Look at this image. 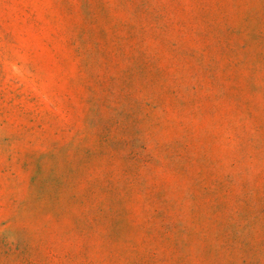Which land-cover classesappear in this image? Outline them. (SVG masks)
<instances>
[{
  "label": "rangeland",
  "instance_id": "rangeland-1",
  "mask_svg": "<svg viewBox=\"0 0 264 264\" xmlns=\"http://www.w3.org/2000/svg\"><path fill=\"white\" fill-rule=\"evenodd\" d=\"M0 264H264V0H0Z\"/></svg>",
  "mask_w": 264,
  "mask_h": 264
}]
</instances>
